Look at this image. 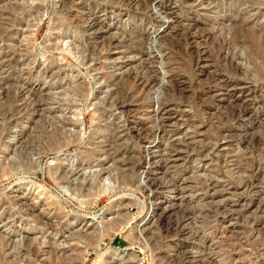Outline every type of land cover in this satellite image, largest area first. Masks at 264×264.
Masks as SVG:
<instances>
[{
  "label": "rangeland",
  "instance_id": "obj_1",
  "mask_svg": "<svg viewBox=\"0 0 264 264\" xmlns=\"http://www.w3.org/2000/svg\"><path fill=\"white\" fill-rule=\"evenodd\" d=\"M262 43L264 0H0L8 256L26 235L55 264H264Z\"/></svg>",
  "mask_w": 264,
  "mask_h": 264
},
{
  "label": "bare ground",
  "instance_id": "obj_2",
  "mask_svg": "<svg viewBox=\"0 0 264 264\" xmlns=\"http://www.w3.org/2000/svg\"><path fill=\"white\" fill-rule=\"evenodd\" d=\"M16 6V5H15ZM15 8V7H14ZM39 9V8H38ZM12 10V9H11ZM17 10V9H16ZM14 11V10H13ZM16 12V11H15ZM12 13V12H11ZM14 13V12H13ZM11 19V18H10ZM16 20V19H15ZM15 22V21H14ZM20 22V21H19ZM12 23V22H11ZM20 24V23H19ZM59 25V24H58ZM235 26H237V25H235ZM59 27V26H58ZM61 27V26H60ZM89 30H83V33H86V32H88V31H91L92 30V27L90 26L89 28H88ZM235 30V29H234ZM238 30V29H237ZM255 31V30H254ZM243 33V32H242ZM67 35V34H66ZM66 35H63L61 38H66L67 36ZM3 36V35H2ZM244 39H245V42H242V43H240L238 40H239V34H233L232 35V39H231V41H230V44L229 45H232V46H235V47H238V48H242V49H245V47L247 48L248 47V44H250V42L251 41H249V40H252L253 41V39H255V35L254 34H245V36H244ZM91 38H88V44L87 45H91ZM52 48V47H51ZM48 51V50H47ZM50 51V50H49ZM259 56H261V58L263 59V61H264V43H262L261 45H259V47L257 48V52H256ZM97 55H99L100 56V54H97ZM108 57L109 56H103V58L102 59H108ZM104 66V65H103ZM102 66V67H103ZM105 67V66H104ZM103 67V68H104ZM129 82V81H128ZM79 88V87H78ZM83 89V88H82ZM75 91V90H74ZM77 91H78V93L79 92H81L82 90L80 89H77ZM76 91V92H77ZM120 92V91H119ZM82 93V92H81ZM12 99V98H11ZM1 107V106H0ZM121 107V106H120ZM4 109V108H3ZM6 111H7V109H6ZM13 111V110H12ZM3 112V111H2ZM11 113H13V112H11ZM14 114V113H13ZM54 137H57V138H59V135H58V133H55L54 135H53ZM53 136H51V139L48 141V142H46V145L48 146V147H51L52 148V146H55V145H57L58 143H57V141L54 139H52V137ZM53 137V138H54ZM58 140V139H57ZM59 141V140H58ZM12 164V163H11ZM10 169L9 170H3L1 173H0V179H1V177L2 176H5L6 177V175L7 174H9L10 173ZM96 178H98V176H95ZM93 181V180H92ZM101 181V180H100ZM100 181L98 180V182L96 181V179H95V182H93L92 184H91V187H89V190L88 191H90V189H92V188H99L100 190L98 191V193H102V194H104L106 191V189H105V187H104V185H102L101 183H100ZM95 187H94V186ZM88 196V195H87ZM87 199H88V197H87ZM2 201V202H1ZM0 201V207H2V206H4V205H7L8 203H6V202H3V200H1ZM12 201V200H11ZM24 202V201H23ZM25 203V202H24ZM26 206V205H25ZM151 207H152V205H150ZM27 207V206H26ZM14 208V207H13ZM29 208V207H28ZM27 208V209H28ZM31 208L33 209L34 207H32L31 206ZM29 210V209H28ZM35 211V210H34ZM33 211V212H34ZM30 212H32V210H30ZM42 212V211H41ZM8 213V212H7ZM33 216V215H32ZM32 216H31V219H32ZM36 216V215H35ZM40 217V216H39ZM10 218V217H9ZM2 219V218H1ZM0 219V221L1 222H3V219L1 220ZM7 220V219H6ZM35 220V222L38 224H40L41 225V222H44L43 221V217L42 218H36V219H34ZM33 221V220H32ZM26 223V222H25ZM46 223V222H45ZM109 223V222H108ZM43 224V223H42ZM25 225H28V223H26ZM59 225V224H58ZM57 225V226H58ZM99 225V224H98ZM104 225V224H103ZM108 226H105L104 225V229L102 228V226H101V228H99V227H97L96 229H94L93 227H90V228H88V229H91V232H89L88 233V231H87V233L89 234V237L88 238H86L85 240L87 241V243H86V248L87 249H92V250H94V251H96V250H98L99 251V249L101 248V245L103 244V242L106 240V239H111L113 236H115L116 234H117V232H116V230H117V228H116V226H117V222H115V221H111L109 224H107ZM50 226V225H49ZM48 226V227H49ZM46 227V226H45ZM88 227V226H87ZM32 229V228H31ZM34 229H36L35 227L33 228V230ZM50 229V228H49ZM52 230V229H51ZM56 230V229H55ZM39 231V230H38ZM47 232V231H46ZM51 232V231H50ZM75 232V231H74ZM78 233V232H77ZM77 233L76 234H71V236H74L75 237V240H76V238L78 239V241H79V238H82V237H79V236H81L80 234H82V233H80V234H78L77 235ZM86 234V233H85ZM85 234H82V235H85ZM87 234V235H88ZM2 236V235H1ZM87 237V236H86ZM5 238V237H4ZM83 239V238H82ZM1 243H0V251H2V254H0V258H1V263L2 264H55V259H54V257H52L50 254L49 255H43L44 253H42L41 252V243H39L38 241H37V238L36 237H30V236H23V239L21 240V242H22V244H23V247L25 248V250H26V254L27 255H30V256H32V259H25V260H22L21 258H18L17 257V255H15V256H8V254L6 253V248H7V246H8V240L6 241V240H4L3 238H2V240L0 241ZM61 246V245H60ZM11 248V247H10ZM15 245H12V249H14L15 250ZM60 248V247H59ZM86 249V250H87ZM100 252V251H99ZM102 256L104 255V253L103 254H101ZM101 255H99V256H97V258L99 259V258H101L102 256ZM43 256L45 257V259H44V261H41L40 260V258H42L43 259ZM27 257V256H26ZM56 258V257H55ZM84 258V257H83ZM24 259V258H23ZM81 259V258H80ZM85 259V258H84ZM104 261V262H103ZM107 261L108 260H105V259H103V260H101V261H96L95 262V264H107ZM112 261V260H111ZM101 262V263H100ZM112 263V262H111Z\"/></svg>",
  "mask_w": 264,
  "mask_h": 264
}]
</instances>
